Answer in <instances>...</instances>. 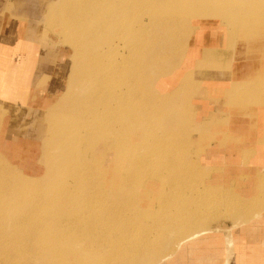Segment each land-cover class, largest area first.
<instances>
[{
    "label": "rangeland",
    "instance_id": "obj_1",
    "mask_svg": "<svg viewBox=\"0 0 264 264\" xmlns=\"http://www.w3.org/2000/svg\"><path fill=\"white\" fill-rule=\"evenodd\" d=\"M132 1L130 32L110 31L98 41L104 44L99 47L103 63L95 68L101 76L98 93L85 81L89 71L85 53L74 58V49L86 40L88 28H95L92 38L100 34L104 3L42 1V39L62 56L67 51V77L64 64L54 89L49 90L53 95L42 103L36 95L46 78L32 88L29 105L0 98V173L11 183H35L23 195H9L10 200L27 211L44 204L45 215L60 217L64 230L55 228L52 237L47 235L51 242L46 246L52 249L15 247L24 242L20 239L13 246L9 243L0 249V264H76L77 258V264H167L180 248L205 235L222 245V264H264L260 249L264 243L258 238L264 234L263 171L256 170L254 194H246L240 184L246 176L228 181L221 175L223 165L214 167L205 159L212 145L225 141L219 138L227 134L223 128L229 109L247 124L263 115L264 0ZM198 25L217 29L204 30L200 42L209 45L203 52L198 49L196 57L195 40L202 31ZM127 33L131 37L125 38ZM214 34L221 39L219 44H210ZM17 45L11 33L0 47V77L6 78L9 65L11 81L10 62L21 58ZM161 45L163 50L158 49ZM144 46L149 53L144 54ZM144 58L147 66L140 63ZM128 60L130 73L122 71ZM127 76L136 86L131 99H124L128 106L113 98L117 119L113 127L107 123L104 130L99 121L89 128L83 113L78 121L68 119L71 109L74 113L85 106L91 98L87 94L103 98V91L123 87ZM163 98V105L156 106ZM99 108L105 115V108ZM70 120L77 122V128L69 126L70 145L62 150L58 133L66 130L64 124ZM238 128L240 139H246L248 126ZM244 183H250V178ZM12 216V212L4 215L6 227L21 228ZM34 226L27 223L21 229ZM53 250L62 259L53 257ZM234 251H239L236 261ZM24 252L29 253L19 258ZM87 256L112 260L90 262Z\"/></svg>",
    "mask_w": 264,
    "mask_h": 264
},
{
    "label": "crops",
    "instance_id": "obj_2",
    "mask_svg": "<svg viewBox=\"0 0 264 264\" xmlns=\"http://www.w3.org/2000/svg\"><path fill=\"white\" fill-rule=\"evenodd\" d=\"M42 1L46 0H0V47L2 48L5 46L9 35L12 33L18 40L16 48L19 50L18 53L21 57L19 61H15L11 57L10 69L14 81L8 78L9 65L7 67L6 78L0 77V98L20 106L32 103V96L34 97L32 88L45 78L46 81L39 87L43 90L40 94L36 95V98L42 103L45 102L44 100H47L50 95H53V93H49V90L54 89V82L56 78H59L64 64L65 77H67V63L69 58L67 51L65 50V55L62 56L55 47L47 45L48 43L44 44L45 42L42 39V25L40 24L44 12ZM198 26L202 31L195 40L194 54H196V57L198 49L201 48L200 50L203 52L209 45V43L205 44L200 42L204 30L208 28L211 32L217 29V26ZM220 40L218 35L214 34L213 37H210V44H219ZM260 106L262 105H259V107L255 109L257 112H260ZM228 113L229 115L226 114V124L223 129L225 133H227L226 136L228 135L233 139H239L231 141L230 137L226 140V136H218L221 137L219 138L220 140L225 138V141H221V143H218L219 145H212L210 148L212 153L209 156L207 155L205 159L207 163L214 167L223 165L225 169L221 175L223 174L222 176H224V179L227 177L228 181L229 179L246 176L247 179H241V188L243 193L252 194L257 184L255 180L257 178L256 170L261 169L260 172L263 171L264 177V142H261L260 137H264V111L263 115L260 116L261 119L255 117L257 121H253L254 119L251 120L249 118L248 124L245 120L239 119L240 117H238L237 114L234 115L236 111L234 113L233 109H229ZM248 117L242 116V118L247 119ZM243 124L248 126L246 139H240L241 135L237 134V130L241 129L238 128V126L241 127ZM253 128L254 130L257 129L256 132H254V130L251 131ZM258 131L261 134H258ZM219 139L218 141H220ZM249 178L250 183L245 184L244 182H247ZM258 238H262L264 243V234ZM221 247L222 245L215 237L207 235L201 236L189 242L187 247L184 246L180 248L172 261L168 263L222 264L224 256ZM260 249L264 252V248ZM246 250L249 252V247H247ZM238 252L239 251L235 253L234 251L235 261Z\"/></svg>",
    "mask_w": 264,
    "mask_h": 264
},
{
    "label": "bare ground",
    "instance_id": "obj_3",
    "mask_svg": "<svg viewBox=\"0 0 264 264\" xmlns=\"http://www.w3.org/2000/svg\"><path fill=\"white\" fill-rule=\"evenodd\" d=\"M124 1L126 3H122V0H109V1L108 0H102V4L104 3V6H103V9H102V20L100 21L101 22L100 23L101 26L99 27V29H101L100 34L97 35L96 37L92 38L91 32L95 28H88L86 30V36H85L86 40H83V42H80V43L77 44V45H79L80 49H77V48L74 49V58L76 56H78V55H81V54L85 53V56H86L85 63L87 64V67H88V70H89L85 74L86 75V80L85 81H87V87L92 89L94 93H98V90H99L100 85H101V76H98L95 68L100 63H103V60H101L102 52L100 51L99 47H104V44H102L101 42H98V41H100V40L103 41V39L106 38V36H103V34L107 33V32H110V31L111 32L113 31L115 34L116 33L118 34L119 32H123V33L130 32V25L129 24H130V19H131V16H132L133 1L132 0H124ZM127 34L124 35V37L126 36L125 38H129L130 34L129 33H127ZM94 41H96L97 43H94ZM125 41H127V40H125ZM127 42H129V41H127ZM126 46L129 47L130 46L129 43L126 44ZM131 47H132V45H131ZM146 49H147V51H146ZM158 49L163 50L164 47L163 48H158ZM141 50L142 49L139 48L137 50V52L141 51ZM156 51L157 50L155 48V51H154L155 54H157ZM131 52H132V50L129 49V53H131ZM147 52L149 53V48L144 46V54H147ZM145 60H146L145 58H144V60L142 59L140 61V63H142L143 65L147 66L148 62H146ZM123 63L124 64L127 63V60L124 59ZM130 64H131V62H129V60H128V64L125 66V69H122V71H128L130 73V71L132 70ZM115 69L116 68H114V70ZM119 71H121V70H119ZM116 73H117V71H116ZM129 73H128V75H130ZM77 78H80V77H77ZM105 78L106 77H104L102 79L103 80V84H105V81H106L105 85H107L109 83L108 82V78L106 80H105ZM132 79H133L132 76L131 77L127 76V78L124 81L123 87H121V85H119L117 88L114 87V89H111V91H109V92L103 91V93L106 94V96H103V98L102 97L98 98V96L97 97H92L93 95H95L94 93H93V95H90V93L87 94L88 96H91V98L90 99H88V98L86 99L87 101L84 104L85 106H83V107L81 106L82 109H81V107H80L79 110L76 109L77 111L75 110L76 112L74 111V113H73V111H72V109L70 107V109H71L70 114H72V115L69 114L70 116H68V119L70 118L73 121H78L80 115H82V113H83L84 121L88 122L87 126L89 128H91L94 124L98 126L99 125L98 124L99 121L103 122L102 126L104 127L103 128L104 130H105L106 126H107V123H110L112 125L111 127H113V125H114L113 123H115L117 121L116 116L114 115V111H113V98H116L117 103H120V102L123 103L124 99H131V96H132V93H133V89L136 86V84L132 81ZM117 80H119V79L117 78ZM79 81H80V79H79ZM102 88L104 90V85H103ZM110 99H112V100H110ZM107 100H110V101H107ZM97 101H100V105H102V107L105 108L104 112H106L105 115H108L107 119H104L105 115L102 114L103 111H102V109L99 108L100 105L95 103ZM163 101H164V98L162 100H160L159 102H157L156 106L157 105H163ZM124 103L127 104V106H128V102H124ZM73 108H75V107H73ZM65 118L67 120V116L66 115H65ZM126 119H127V117H126ZM80 123H82V122H80ZM76 124H77V122L72 124L71 120H70L69 123L64 124V127H66V130L63 131V133H61L62 130L60 131V133H58L59 134L60 143H61L60 145L62 147V150H64V149L66 150L67 146L70 145L69 143H67V141L69 140V138L71 136V135L69 136V134H71V132L68 130L69 126L73 127V125H74V128H77V126H75ZM84 127H85V125H84ZM78 129H81V128H78ZM98 130H99V128H98ZM76 133H78V132H76ZM98 135H100V134H98ZM55 137H56L55 133L53 132L52 138H53L54 141H55ZM115 137H116V134H115ZM79 140H77L76 143H78ZM70 141H68V142H70ZM141 142H142V140H141ZM103 143H105V142H103ZM136 146H138V145H136ZM140 146H142V145H140ZM139 149H141V148H139ZM149 150H150V148H149ZM146 152H147V150H146ZM145 155H143V156H145ZM34 185H35V183L33 184L30 181H28V182L27 181H16L14 183H11L10 181H8L0 173V249H2V247H4V246H5V248H7L10 245L9 243H12V246H13V244H16V240L17 239L23 240L24 242L22 244H16L15 247L28 246V247H31L33 249H38V248H43V247L52 249V248H54L53 246H46L47 242H51V237L53 236L52 232L54 230H56L55 228H57L56 231H58V232L61 231L63 233L64 227L61 226L60 217L57 218V219H55V218L51 219L48 216H46L45 214H46L47 210L44 207V204L43 205H38V206L36 205L33 210L27 211V210H25L22 207L20 209H18L17 208V206H18L17 203H15L14 201L10 200L11 197L9 195L20 196V193H22V195H23V193L25 191L28 192L29 189H31L29 186H34ZM105 191L107 192V190H105ZM102 194L103 193L99 192L98 197L99 196L101 197ZM113 194H115V193H112V195ZM25 195H27V194L25 193ZM39 195L40 194H38L37 196H39ZM102 198H103V195H102L101 199ZM104 198H106V197H104ZM35 201H37V200H35ZM30 207L31 206H29L28 208H30ZM8 212H12V214H13L12 221L15 222V224H17V226L20 225L21 228H23L24 225H27V223H35V226L32 228V230H24V229H21L20 227L11 230L9 227H6L7 222L3 220L4 219V215L6 213H8ZM110 214H112V213H110ZM74 215H75L74 212L70 213V218L73 217ZM58 232H56V233L58 235H60ZM50 233H51L52 236L50 235ZM48 234L51 237H47ZM5 238L7 239L6 243L2 244L1 241L3 239H5ZM28 242H30V243H28ZM43 242H45V243H43ZM41 243H43V244H41ZM40 245H41V247H40ZM55 246H56V244H55ZM28 253L29 252H24L19 258H25ZM50 253H51V255L53 257H54V255H56L57 259H62V258H60L61 256L58 255L59 253H57L55 250H53ZM91 257L87 256V258H88V260L90 262H91V260H94V259H95L94 261H96L97 263H105V262H109L110 260H112L111 256H109V257H107V256L106 257H100V258H95L93 256H91ZM75 260H76L75 262L77 264L80 259L77 258ZM156 263L160 264V262H158V261Z\"/></svg>",
    "mask_w": 264,
    "mask_h": 264
}]
</instances>
